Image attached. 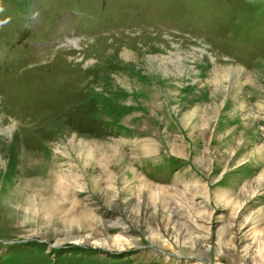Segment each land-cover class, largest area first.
I'll return each mask as SVG.
<instances>
[{"label":"rangeland","instance_id":"rangeland-1","mask_svg":"<svg viewBox=\"0 0 264 264\" xmlns=\"http://www.w3.org/2000/svg\"><path fill=\"white\" fill-rule=\"evenodd\" d=\"M0 120V264H264V0H0Z\"/></svg>","mask_w":264,"mask_h":264},{"label":"bare ground","instance_id":"bare-ground-1","mask_svg":"<svg viewBox=\"0 0 264 264\" xmlns=\"http://www.w3.org/2000/svg\"><path fill=\"white\" fill-rule=\"evenodd\" d=\"M71 42V41H70ZM73 43H75V41L73 42ZM76 44V43H75ZM224 69H228L227 67H225ZM230 70H232V69H230ZM236 77H234L233 79H235L236 81H239L238 79H240V74H242V73H244L243 72V70L242 69H237L236 70ZM1 121V120H0ZM11 123V122H10ZM10 132H11V134H10ZM13 132V130H11L9 127H6L5 126V122L4 121H1V123H0V143H2V144H4L5 142H6V139H8V137H7V135L8 136H12V138H14L15 139V133H12ZM15 132V131H14ZM3 150V147L2 146H0V152ZM30 154V153H29ZM34 157V156H33ZM3 159V157H2V154L0 153V163H1V160ZM24 160H25V158H24ZM27 161V160H26ZM29 161H30V158H29ZM35 162V161H34ZM27 163H28V161H27ZM33 163V162H32ZM38 163V162H37ZM36 164V163H35ZM28 165H30V164H28ZM31 165H33V164H31ZM27 166V165H26ZM28 167H30V166H28ZM37 182V181H36ZM36 186V185H35ZM38 186V185H37ZM121 223V222H120ZM68 240H76L75 239V237L74 236H72V237H68L67 238ZM80 240L79 241H83V243L85 244V243H90V244H94V245H96V246H98V245H100V241H96V240H93L90 236L89 237H81V238H79ZM121 239H122V236H117L116 238H115V240H116V243L121 247V248H123L125 245V243H127L128 245L129 244H131L132 243V241H134L133 239H131V238H129V239H126L125 240V237H123V240H124V242H121ZM73 242V241H72ZM80 244L82 243V242H79Z\"/></svg>","mask_w":264,"mask_h":264}]
</instances>
